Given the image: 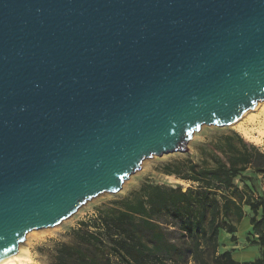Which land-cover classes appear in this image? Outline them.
<instances>
[{
    "label": "water",
    "instance_id": "1",
    "mask_svg": "<svg viewBox=\"0 0 264 264\" xmlns=\"http://www.w3.org/2000/svg\"><path fill=\"white\" fill-rule=\"evenodd\" d=\"M263 100L264 0H0V261Z\"/></svg>",
    "mask_w": 264,
    "mask_h": 264
},
{
    "label": "trees",
    "instance_id": "2",
    "mask_svg": "<svg viewBox=\"0 0 264 264\" xmlns=\"http://www.w3.org/2000/svg\"><path fill=\"white\" fill-rule=\"evenodd\" d=\"M203 146L200 164L188 159L162 168L166 175L196 183L195 188L144 180L117 208L97 211L94 219L73 229L74 242L56 247L54 264H113L108 256H96L95 248L106 245L119 264H264V196L248 185L251 175L264 178V151L237 132L220 134ZM243 206L251 212L244 241L261 252L241 263L232 249L220 250L225 238L219 235L224 231L230 243L237 242L231 216L241 220ZM170 227L177 230V242L168 239Z\"/></svg>",
    "mask_w": 264,
    "mask_h": 264
},
{
    "label": "rangeland",
    "instance_id": "3",
    "mask_svg": "<svg viewBox=\"0 0 264 264\" xmlns=\"http://www.w3.org/2000/svg\"><path fill=\"white\" fill-rule=\"evenodd\" d=\"M258 105L257 108L254 107L248 109L247 113H243L245 115L242 119H240V117L239 121L228 126L216 127L202 125L199 131L193 133V138L188 142L187 151L167 153L161 156L152 155L151 157L143 159L140 168L128 177V181L122 183L121 188L117 192L99 193L91 197V200H86L80 205L74 215L62 220L57 225L43 229H34L27 232L24 240L20 242L19 247L22 251L27 252L30 255L31 261L28 264H54L56 247L61 243L74 242L72 236L73 229L78 228L82 221L89 222L91 219H94L97 211L105 212L117 208L119 206L118 201L135 190L144 180L170 186H180L182 190L195 188L197 185L196 183L180 179L174 175H166L162 172V168L166 164L175 165L188 159L200 164V159L203 153L202 150L204 148L203 145L220 134L237 132L244 139L264 151V100L258 101ZM243 131H246L247 134H244ZM245 174L251 175L250 170H247ZM251 176L252 181L248 183L249 187L252 188L255 195L264 196V178L255 175ZM235 183L240 185V182L237 180H235ZM243 211L248 217L251 215L247 206H243ZM231 220L234 223L238 222L235 216H231ZM88 229L92 230V227L89 226ZM168 229L173 231L167 235L168 239L177 242V230L172 227ZM245 233V225L241 223V225L238 226L237 235L242 239V235L244 237ZM249 246L257 245H252L250 241L241 240V245L236 249L242 252L244 251L243 249L248 248ZM95 253L100 259L108 256L113 264H119L118 261L110 255L107 245L95 248ZM250 256L248 257V260H252V257ZM186 264L194 263L192 261H187Z\"/></svg>",
    "mask_w": 264,
    "mask_h": 264
},
{
    "label": "crops",
    "instance_id": "4",
    "mask_svg": "<svg viewBox=\"0 0 264 264\" xmlns=\"http://www.w3.org/2000/svg\"><path fill=\"white\" fill-rule=\"evenodd\" d=\"M249 219L248 216L244 214L243 218L239 220L236 224V229L238 233V226L242 224L245 225L246 231L249 229ZM220 237L225 238L224 242L222 243L223 245L220 247V250H225V249H232V256L239 262L243 263L245 261H249L248 257H252L251 259H255L260 256L261 248L259 246H249L248 248L243 249L244 251L237 250L236 248L241 245V240L244 241V237L242 236V239L237 237V242L232 244L228 240V234L225 233L224 231H220ZM238 236V235H237Z\"/></svg>",
    "mask_w": 264,
    "mask_h": 264
},
{
    "label": "bare ground",
    "instance_id": "5",
    "mask_svg": "<svg viewBox=\"0 0 264 264\" xmlns=\"http://www.w3.org/2000/svg\"><path fill=\"white\" fill-rule=\"evenodd\" d=\"M258 102L256 103V107L257 108ZM245 114H242L241 118L244 117ZM253 117V116H250ZM240 119H237L235 122L239 121ZM242 128V127H241ZM241 130V129H240ZM243 130V129H242ZM245 130V129H244ZM244 134H247L246 131H243ZM252 140V139H251ZM43 229V228H42ZM31 259H30V255L27 252L22 251V249L20 247H18L17 252L13 253L12 255H10L8 258H5L3 260L0 261V264H28L30 263Z\"/></svg>",
    "mask_w": 264,
    "mask_h": 264
}]
</instances>
